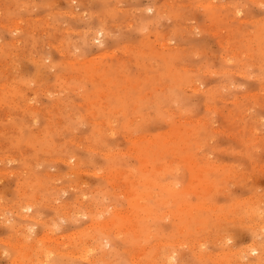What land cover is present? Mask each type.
<instances>
[{
    "label": "rangeland",
    "instance_id": "1",
    "mask_svg": "<svg viewBox=\"0 0 264 264\" xmlns=\"http://www.w3.org/2000/svg\"><path fill=\"white\" fill-rule=\"evenodd\" d=\"M168 255L264 264V0H0V264Z\"/></svg>",
    "mask_w": 264,
    "mask_h": 264
},
{
    "label": "bare ground",
    "instance_id": "2",
    "mask_svg": "<svg viewBox=\"0 0 264 264\" xmlns=\"http://www.w3.org/2000/svg\"><path fill=\"white\" fill-rule=\"evenodd\" d=\"M19 41V40H18ZM225 60V59H224ZM98 80V79H97ZM196 86V85H195ZM194 86V87H195ZM117 113V112H116ZM197 123V122H196ZM147 138V137H146ZM138 140V139H137ZM109 157V156H108ZM179 162V161H178ZM159 169V168H158ZM160 170V169H159ZM120 172V171H119ZM175 185V184H174ZM175 187V186H174ZM123 192V191H122ZM179 193V192H178ZM153 195V194H152ZM186 203V202H185ZM28 205V204H27ZM22 206V205H21ZM25 207H28V206H25ZM203 207V206H202ZM205 207H207V206H205ZM204 207V208H205ZM194 210V209H193ZM20 211V210H19ZM26 212V211H25ZM21 215V214H20ZM18 216V215H17ZM22 217V216H21ZM133 217V216H132ZM99 218V217H98ZM34 221V220H33ZM93 221V220H92ZM90 224V223H89ZM96 225V224H95ZM109 225V224H108ZM96 228V227H95ZM131 228V227H130ZM150 228V227H149ZM137 231V230H136ZM150 231V230H149ZM76 232V231H75ZM72 235V234H71ZM120 235V234H119ZM56 237V236H55ZM47 238V237H46ZM53 239V238H52ZM231 239V238H230ZM94 240V239H93ZM227 243V242H226ZM103 244V243H102ZM159 244V243H158ZM93 245V244H92ZM26 246V245H25ZM163 246H164V244H163ZM22 247H23V244H22ZM98 247V246H97ZM159 247V246H158ZM23 249V248H22ZM136 249V248H135ZM146 249V248H145ZM168 249V248H167ZM147 250V249H146ZM245 250H247V249H245ZM256 251V250H255ZM68 252V251H67ZM86 255V254H85ZM156 255V254H155ZM197 255V254H196ZM216 255V254H215ZM168 260H165L164 258H163V260H164V264H169L171 261L170 260H172L173 258L172 257H169V255H168ZM103 259V258H102ZM211 259V258H210Z\"/></svg>",
    "mask_w": 264,
    "mask_h": 264
}]
</instances>
